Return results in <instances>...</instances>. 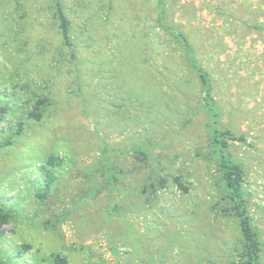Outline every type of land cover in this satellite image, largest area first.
Returning <instances> with one entry per match:
<instances>
[{"label": "rangeland", "instance_id": "obj_1", "mask_svg": "<svg viewBox=\"0 0 264 264\" xmlns=\"http://www.w3.org/2000/svg\"><path fill=\"white\" fill-rule=\"evenodd\" d=\"M212 128L264 264V0H0V264H242Z\"/></svg>", "mask_w": 264, "mask_h": 264}, {"label": "trees", "instance_id": "obj_2", "mask_svg": "<svg viewBox=\"0 0 264 264\" xmlns=\"http://www.w3.org/2000/svg\"><path fill=\"white\" fill-rule=\"evenodd\" d=\"M60 15V25L62 29V33L64 36H67V18L63 14L62 11L59 13ZM199 76L205 88H208V80L207 75L202 70H199ZM206 104L210 105L209 101L205 99ZM45 104L44 99H39L38 103L34 110H31L29 114L39 119L42 115L43 106ZM212 115H216L214 110L210 108ZM209 137L211 142L213 143L214 147L221 153V166H222V177L224 181L225 188L228 190L230 194L231 200L237 203L236 210L238 215L240 216V227H241V234L244 240V261L242 264H257L258 255L260 251V242L258 238V232L256 228L251 224L248 215L242 205L241 199V180H242V171L238 164L232 162L231 158L228 154H226L225 150L227 147V142L225 140L226 135L229 136V133L219 131L216 129H209L208 130ZM53 158L50 157L48 163L53 162ZM46 169V168H45ZM47 172V171H46ZM49 176V174H48ZM178 178L176 177V181ZM241 207V209H239ZM11 219V213L4 208L0 207V233L2 232V226L7 224ZM53 264H69L67 258L59 253H55L52 255Z\"/></svg>", "mask_w": 264, "mask_h": 264}]
</instances>
